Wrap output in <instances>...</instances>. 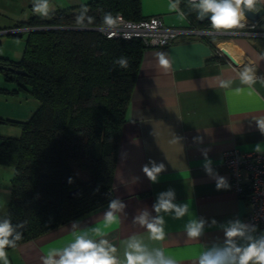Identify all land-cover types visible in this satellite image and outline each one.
I'll return each instance as SVG.
<instances>
[{
  "label": "crops",
  "instance_id": "crops-1",
  "mask_svg": "<svg viewBox=\"0 0 264 264\" xmlns=\"http://www.w3.org/2000/svg\"><path fill=\"white\" fill-rule=\"evenodd\" d=\"M91 1L50 0V6L53 11ZM170 3L177 0H141V15L157 16L167 26L191 30L194 25L210 30L206 36H212L217 48L231 55L235 51L233 57L237 63L226 58L214 59L211 43L190 31L181 33L168 45L147 46L122 125L112 183L113 199L6 249L8 264H43L50 252H62L78 236L95 243L106 240L115 249L112 255L116 264H127L126 253L131 251L128 246L132 242H139L153 258L160 252V259L173 264H200L206 253L227 251L230 245L226 231L234 225L241 226L245 233L244 237L233 238L232 243L237 247H246L264 237L263 230L246 227L248 200L233 191L223 158L225 150L231 148L264 151V133L257 125V120L264 118V37L248 33L250 30L245 28L229 30L221 36L211 24L199 23L196 14L190 15L193 6L188 0H178L176 11L170 10ZM32 5L33 0H0V30L27 28L18 23L36 14ZM257 5L264 8V3ZM259 25L264 29V23ZM18 32L21 35L0 31V37H14H1V56L12 60L22 57L28 30ZM161 53L170 61L167 69L159 64ZM246 67L253 68L256 75V83L251 87L240 79ZM7 82L10 81L0 74V85L10 90L16 88L15 82ZM222 82H229V86L222 87ZM36 101L21 120L28 119L37 109ZM161 163L164 170L153 182L143 167ZM9 176L12 180V167ZM220 178L227 186L217 189ZM169 191L173 192L174 205L187 206L183 215L177 216L174 209L156 211L160 198H167ZM10 198L11 193L9 201ZM113 201L122 207L111 209ZM108 211L114 212L111 221L105 219ZM145 214L148 223L163 221L162 239L153 238L147 225L139 222L138 218ZM193 223L201 225L196 237L188 234Z\"/></svg>",
  "mask_w": 264,
  "mask_h": 264
},
{
  "label": "trees",
  "instance_id": "trees-1",
  "mask_svg": "<svg viewBox=\"0 0 264 264\" xmlns=\"http://www.w3.org/2000/svg\"><path fill=\"white\" fill-rule=\"evenodd\" d=\"M85 8V20L78 22ZM106 13L143 18L141 0H93L60 7L47 17L35 14L18 23L35 27L28 30L19 60L0 55L5 80L16 83L13 90L0 86V92L26 91L39 102L28 119H7L22 124L20 137L0 138V164L13 168L8 217L0 223L11 225L13 237L21 235L16 245L113 199L122 125L147 46L140 38H109L95 29ZM257 23H264V15ZM203 38L214 47V59L225 60L216 53L212 36ZM120 57L127 58V68L114 63ZM72 189L77 191L69 197Z\"/></svg>",
  "mask_w": 264,
  "mask_h": 264
},
{
  "label": "clouds",
  "instance_id": "clouds-1",
  "mask_svg": "<svg viewBox=\"0 0 264 264\" xmlns=\"http://www.w3.org/2000/svg\"><path fill=\"white\" fill-rule=\"evenodd\" d=\"M264 3V0H198L194 7L200 10L198 19H204L208 16L211 28L216 31H229L233 29L242 28L245 21L246 11H255L256 5ZM170 10H178L177 3H170ZM33 12L47 17L51 11L50 0H33ZM87 9H83L81 14L77 17L78 22H83L86 17ZM210 14V16L208 15ZM88 21H92V17H87ZM116 20L111 13H106L103 17V25L106 27H113ZM159 64L167 69L170 67V61L166 58L164 53L159 54ZM115 64L121 68L128 67V60L126 57L117 58ZM240 79L243 84L251 87L256 83V75L251 67H246L240 74ZM222 87H228L229 82H222ZM259 130L264 133V118L257 120ZM164 164L159 166L153 165L151 168L148 166L143 167L144 173L147 177L156 182L157 175L164 170ZM211 171L210 169L208 170ZM225 180L220 178L217 182V189L226 187ZM167 198L162 196L159 203L155 206L157 212L163 210H175L177 216H181L187 210V206L177 207L171 202L173 192L169 191L166 194ZM122 207L118 201H113L110 208L115 210ZM146 215L138 218L141 224H146L151 232L153 238L162 239L163 229L160 225L163 223L161 219H157L152 223H148ZM114 218V212L108 211L105 214V219L111 221ZM200 224L193 223L188 230L190 237H196L200 234ZM245 233L242 227L234 225L226 231V237L230 247L225 253H217L215 255L206 253L202 255L200 264H264V237L259 240L250 242L246 247H237L232 241L236 237H244ZM10 237H12L10 239ZM21 239L20 234L13 237V229L11 225L5 221L0 223V264H8L6 249L16 246V241ZM129 249L126 253L127 264H173L172 261L160 259L162 255L160 252L156 253L157 258H153L139 242H132L129 244ZM115 251L114 248L108 246L106 240L95 243L84 236H78L75 242L71 243L68 247L64 248L62 252H50L44 259L43 264H116V259L112 255ZM59 256V259H53V256Z\"/></svg>",
  "mask_w": 264,
  "mask_h": 264
},
{
  "label": "built area",
  "instance_id": "built-area-1",
  "mask_svg": "<svg viewBox=\"0 0 264 264\" xmlns=\"http://www.w3.org/2000/svg\"><path fill=\"white\" fill-rule=\"evenodd\" d=\"M191 3L198 0H188ZM113 18L115 26L109 28L103 24L95 27L109 38H140L146 46H165L173 42L181 33L190 31L201 37L211 33L210 30H202L196 26L190 29H183L165 25L157 16L133 20L118 13ZM248 33L264 37V29L257 22L245 18L243 22ZM247 27V28H246ZM22 29H35V27L14 28L0 30L1 32H18ZM236 30V29H233ZM218 34H228L229 31H217ZM218 55L228 59L219 47L216 50ZM224 163L231 175V186L234 192L245 196L249 204V212L246 219V227L249 229L258 228L264 231V151H244L238 148L225 150L223 154Z\"/></svg>",
  "mask_w": 264,
  "mask_h": 264
},
{
  "label": "rangeland",
  "instance_id": "rangeland-1",
  "mask_svg": "<svg viewBox=\"0 0 264 264\" xmlns=\"http://www.w3.org/2000/svg\"><path fill=\"white\" fill-rule=\"evenodd\" d=\"M220 35L222 36L225 34ZM5 36L8 38L9 35H1V37ZM9 37L11 39L14 38L11 36ZM235 54L236 52L234 51L232 56ZM0 74L3 75L1 71ZM10 83L11 82H7L6 84ZM0 86L6 87L5 85ZM25 93L26 91H21L20 94H13L5 90L0 92V117L4 119L0 121V138L3 136H21L23 131L22 124L19 122H11L7 119L20 121L29 113V109L35 105L37 102L36 98L33 95H27ZM9 173H11V167L0 165V218H3V220L8 217V201L11 193V178ZM6 199L7 202L3 201Z\"/></svg>",
  "mask_w": 264,
  "mask_h": 264
},
{
  "label": "water",
  "instance_id": "water-1",
  "mask_svg": "<svg viewBox=\"0 0 264 264\" xmlns=\"http://www.w3.org/2000/svg\"><path fill=\"white\" fill-rule=\"evenodd\" d=\"M198 3V2H194L193 3V8L195 10V13H196V16H197V19H198V16L200 14V10L196 7H194V5ZM210 16V14H208ZM264 15V8H259V9H255V11H246L245 12V17L251 21H254V22H257L262 16ZM199 23H205V22H208L210 21L208 16H205L204 19H198ZM223 54L231 61L233 62L234 64L237 63V60L226 50H222ZM264 53V52H263ZM1 67H5V66H1ZM11 70H15L18 74H26V71L25 69H22V68H15V67H12L10 66L9 67ZM77 189H72L70 192H69V197H72L74 196V194L76 193Z\"/></svg>",
  "mask_w": 264,
  "mask_h": 264
}]
</instances>
